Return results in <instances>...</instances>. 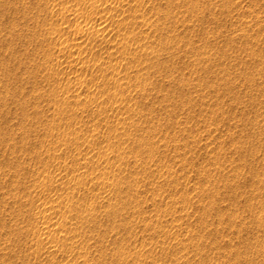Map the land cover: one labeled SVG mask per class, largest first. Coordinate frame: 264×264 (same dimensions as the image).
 <instances>
[{
  "label": "rangeland",
  "instance_id": "rangeland-1",
  "mask_svg": "<svg viewBox=\"0 0 264 264\" xmlns=\"http://www.w3.org/2000/svg\"><path fill=\"white\" fill-rule=\"evenodd\" d=\"M0 264H264V0H0Z\"/></svg>",
  "mask_w": 264,
  "mask_h": 264
}]
</instances>
